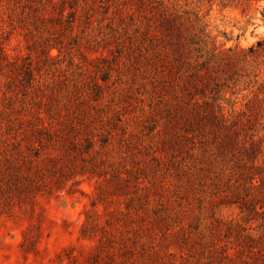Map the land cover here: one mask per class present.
Returning a JSON list of instances; mask_svg holds the SVG:
<instances>
[{
  "label": "rangeland",
  "instance_id": "374dc122",
  "mask_svg": "<svg viewBox=\"0 0 264 264\" xmlns=\"http://www.w3.org/2000/svg\"><path fill=\"white\" fill-rule=\"evenodd\" d=\"M80 1L79 37L52 49L60 55L42 79H83L103 104H86L90 129H62L64 140L0 190V264H264V209L245 205L247 175L264 162V0ZM14 7L0 0V44L37 59L27 23L11 24ZM163 8L195 40L185 67L210 61L204 86L185 96L154 82L141 59L159 48L147 23L162 36ZM184 100L208 101L238 124H199L178 112ZM227 135L237 143L223 148Z\"/></svg>",
  "mask_w": 264,
  "mask_h": 264
},
{
  "label": "trees",
  "instance_id": "16d2710c",
  "mask_svg": "<svg viewBox=\"0 0 264 264\" xmlns=\"http://www.w3.org/2000/svg\"><path fill=\"white\" fill-rule=\"evenodd\" d=\"M11 1H15L10 14L11 24L22 23L23 26L27 23L24 27L27 26L25 36L30 41L28 49L38 54V57L32 59L25 55L13 56L5 45L0 44V98L9 104L0 106V190H4L12 180L23 176L22 171L33 168L34 159L42 158L41 151L45 147L64 140L66 137L61 135L62 129L72 131L74 136L90 129L94 119L90 107L93 110L95 105L101 107L103 104L99 97L93 98L97 101L93 104L83 79L55 75L42 79V69L47 68L50 61L55 60L63 49L71 48L68 41H76L79 37L75 33L78 8L86 9V5L80 0ZM141 1L146 3L148 0ZM230 1L242 3L243 0ZM19 9L20 13L17 12ZM158 24L163 30L162 36L158 37L152 22L147 23V31L148 37L154 39L151 45L159 48L141 56V59L154 68V82H161L164 89L173 91L175 97L190 93V87L202 88L205 83L204 71L210 69V61L197 63L191 70V67H185L186 63L192 66L189 53L191 44L195 41L193 38L190 41L191 38L184 32L183 28L188 29L189 25L167 8H163ZM262 44L263 41H259V45ZM54 48L60 54L53 55ZM158 58L162 61H158ZM147 69L148 67L145 68ZM181 104L178 105L180 115L189 114L199 124L202 120V123L210 122L230 128L239 121L238 118L229 123L226 115L216 114L213 104L208 101L205 105L196 102L192 109L188 108L186 100ZM76 139L72 140L73 147L77 146ZM86 141L90 144L93 142L90 137H86ZM233 143H237V137L227 135L223 139V148ZM259 147V143L254 141L247 151L252 155ZM48 158L54 161L57 156L50 154ZM247 176L249 182L246 188L253 198L248 199L245 205L250 211L260 214L258 208L264 209V162L259 166H252ZM262 191L263 196H258ZM258 204L259 207L256 206Z\"/></svg>",
  "mask_w": 264,
  "mask_h": 264
}]
</instances>
